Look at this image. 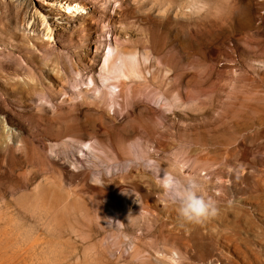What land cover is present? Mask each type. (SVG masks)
<instances>
[{
  "label": "rangeland",
  "instance_id": "374dc122",
  "mask_svg": "<svg viewBox=\"0 0 264 264\" xmlns=\"http://www.w3.org/2000/svg\"><path fill=\"white\" fill-rule=\"evenodd\" d=\"M42 54L71 77L1 106L0 264H264V0H0V64ZM166 175L218 215L183 222Z\"/></svg>",
  "mask_w": 264,
  "mask_h": 264
},
{
  "label": "bare ground",
  "instance_id": "6f19581e",
  "mask_svg": "<svg viewBox=\"0 0 264 264\" xmlns=\"http://www.w3.org/2000/svg\"><path fill=\"white\" fill-rule=\"evenodd\" d=\"M63 8L64 11L68 14L77 13L78 15H80L81 13H85L82 6L67 5L63 6ZM40 24L42 28H39ZM24 28L27 34H30L34 37L39 36L38 39H42V37L40 36L41 33L43 36V41L45 42V44L48 43V46H51V44L57 40L56 30L53 27L51 18L39 12V10H36L33 15L30 14V17H28V19L26 20ZM39 50L41 51V49ZM68 52H71V50L69 49ZM39 58V60L30 59L26 61L28 66L25 69L24 66L14 67L16 63L9 60H5L0 64V71L4 73L3 75L5 77V81L0 82V111L3 110L1 106H7V104L10 106L12 105V102L9 99L10 95L7 91H15L23 83L28 85L31 84L33 82V77H38L43 74L42 70H46L50 73L51 71H54L56 75H59L62 78L71 77L67 74L66 71L64 72V68L58 60H48L47 57L44 56V54L40 55ZM64 73L65 77H63Z\"/></svg>",
  "mask_w": 264,
  "mask_h": 264
},
{
  "label": "clouds",
  "instance_id": "9594fccd",
  "mask_svg": "<svg viewBox=\"0 0 264 264\" xmlns=\"http://www.w3.org/2000/svg\"><path fill=\"white\" fill-rule=\"evenodd\" d=\"M163 186L183 222L200 224L218 215L216 202L200 193L195 179L185 182L166 175Z\"/></svg>",
  "mask_w": 264,
  "mask_h": 264
}]
</instances>
